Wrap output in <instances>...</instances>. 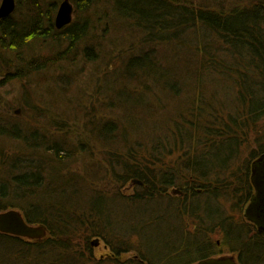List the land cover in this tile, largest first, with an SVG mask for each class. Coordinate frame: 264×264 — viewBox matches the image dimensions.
Instances as JSON below:
<instances>
[{
    "label": "trees",
    "instance_id": "obj_1",
    "mask_svg": "<svg viewBox=\"0 0 264 264\" xmlns=\"http://www.w3.org/2000/svg\"><path fill=\"white\" fill-rule=\"evenodd\" d=\"M57 1L15 0L14 13L0 19V62H13L18 79L72 63L77 55L85 62L109 57L101 76L110 90L103 91L114 95L109 105L118 115L96 118L93 133L108 148L115 185L106 188L105 178L101 187L95 177L77 176L56 163L50 170L41 152L63 164L70 160V145L45 141L38 121L0 123L1 137L30 149L23 150L27 157L0 154V211L17 209L27 224L46 230L41 239L0 232V264H192L221 254L220 246L236 251L238 264H264V237L245 239L243 233L241 238L231 217L218 211L210 212L211 225H205L196 207L202 177H215L206 189L217 190V197L226 196L237 170L244 183L249 177V168L238 161L247 131L264 120V0H71L81 19L59 30L53 24ZM114 19L120 29L112 33L125 24L140 27L136 35L149 37L153 47L136 51L131 43L125 51L119 42L110 49L107 27ZM169 44L184 52L166 58L162 50ZM45 45L62 52L43 57ZM229 81L228 90L236 92L226 104L227 89L221 86ZM179 97L186 105L182 109L175 107ZM256 150L264 153V142L248 154L255 157ZM175 153L174 163H167ZM134 181L131 194L119 190ZM173 186L181 194L175 201L167 192ZM113 200L133 213L111 207ZM162 200L176 219L175 241L157 249L144 239L159 219L148 207ZM187 214L196 217L195 230L184 223ZM201 228L207 235L222 230L221 245L201 236ZM100 240L110 252L94 258ZM128 253L133 255L122 257Z\"/></svg>",
    "mask_w": 264,
    "mask_h": 264
},
{
    "label": "rangeland",
    "instance_id": "obj_2",
    "mask_svg": "<svg viewBox=\"0 0 264 264\" xmlns=\"http://www.w3.org/2000/svg\"><path fill=\"white\" fill-rule=\"evenodd\" d=\"M60 1L61 0H58V3ZM58 6L59 4L56 5L55 14ZM74 9L75 12L72 13L71 23L75 22L77 19H81L79 12L76 11L75 5ZM12 13H14V11ZM55 14L53 17L55 29L59 30L70 24L68 23L60 28H57L55 25ZM118 21L119 19H114L112 20V23H108V41L106 44L107 46L109 44L110 49L113 47L112 44L115 43L117 45L119 42H122L125 46V51H128V47L131 43H133L132 45H134V49L136 51H145L153 47L151 42H147L150 39L149 37L142 38L144 41V43H142L141 37L136 35L138 34L137 30H139L140 27L138 28L135 26L133 27V25L125 24L123 25V29H121L122 31L120 33H112V30H115L116 28L120 29ZM187 36L190 39L192 38L191 34H188ZM35 45H40V43L37 41ZM118 48L122 51V46L119 45ZM172 49L176 50V52ZM57 51L62 52V47L60 48L59 46L58 48H55L45 45L43 52H40V54L43 57H57V55H60ZM180 52H184L181 46L170 44L165 46L162 50V54L168 59H173L176 54H179ZM93 57H95V54H93ZM223 57L227 58L224 54ZM77 58L78 59L72 63L56 64L52 70L35 73L18 79L14 78L15 68L12 64L13 62H8L6 65H2L3 62H0V123L6 122L9 124L14 121L27 122V120L31 123H35L38 121L36 126H40V129L45 132V141L52 144V141L59 139L60 142H66L67 145H70V150L68 151V154L71 156L70 160L64 162L63 164L57 163L54 157L49 153L41 152V157L43 159L42 162L45 163L50 170L51 166L56 163L58 168L62 170L67 169V171L72 170L77 176L95 177V182H98L101 187L105 186L102 180L106 178V188L108 186L112 188L115 185V177L111 173L108 162V148L105 147V144L99 143L94 136L96 132L93 133L96 128L94 122L96 118L105 121L112 116L118 115L117 108L115 109L109 105V103L113 100L112 97L114 95H110L108 91H103V87L105 90H110L108 85L109 82H106L107 79L101 76L106 64L105 61L108 60L109 57L104 59V61H101V59L97 57L95 61L89 62H85V59L83 60V58L79 55H77ZM124 59L125 63L128 56H125ZM114 63L117 64V61ZM49 79L52 82H49ZM95 84L96 86H94ZM230 84L231 82L229 81V83H223L221 86L223 89H227V93L222 95V99H224L226 104H229L230 99L235 97L236 91H232L233 89L230 91L228 90V86H230ZM182 99L183 97L175 99V107L178 109H182V107L186 106ZM39 109H41V116L37 115L35 116V119L31 120L30 116L37 114ZM126 109H130L129 105L126 106ZM247 132V139L244 140L245 143L243 150L241 151V157L239 158L241 160L238 161L240 166L242 165L241 162H243V165L249 168V177H245L247 178V183H244L238 178L242 176L239 170H237L235 174V177L237 178L229 179L230 181L227 182L228 190L224 194L226 196L217 197L215 195L217 190L213 191V189H206V186L209 183L207 182L208 179L215 177H202L200 184L196 186V188H199L196 207L199 212V217L200 219H203L205 225H211L207 219L210 212L211 215H213L214 211H218L222 214L223 218L225 215L229 218L231 217L230 221L233 223L232 226L241 230V232L238 231V233H242L241 238H243V233H245V239L251 238L254 230H252V227L248 224V222L244 221L242 214L247 204L248 196L245 199L244 197L241 199L239 197L242 196L244 190H251L253 192L250 183L248 184L252 175L250 168H252V161L255 160L260 153L256 150L254 152L255 157H252L248 154V152L251 148H257L259 142H264V139L260 137L264 135V120L255 122ZM19 144L23 145L18 140L0 136V154L3 152L7 157H13L14 155L27 157L28 154L24 155V151H30V149L24 145L18 146ZM181 152L186 151L182 150ZM172 156V158L168 159L167 163L173 164L177 158V153ZM240 166L238 169H240ZM135 183L136 182L128 184L127 182L123 185L124 187L119 190L124 191V194H131L135 189L134 186V188L131 186ZM190 184H192L193 187L195 186V184L191 182ZM217 184L220 188H218L219 193L223 194L222 185L220 183ZM178 187L179 186L169 187L167 190L168 194L172 195V201L176 200V195H181L177 190ZM173 190H176V192H172ZM109 192H111V189H109ZM109 204L113 208L118 207V209L122 210L123 213L126 212L127 216L128 212L133 213V209L127 208L124 203L118 204V202L113 200V202H110ZM165 204L166 202L162 200L155 202V205L151 203V206L148 207L152 213L157 212L159 214V219L148 227L146 231V234L148 235L144 239V242H152L156 245L157 249L159 246L160 249H164L168 244H174L172 239L174 240L173 234L175 232H173L172 228L175 227L173 225L176 224V219L173 215V211L168 209V206H165ZM142 209L144 210V208ZM196 222V217L193 215L187 214L184 219V223L188 224V227L192 230L197 228L194 226ZM200 234L205 237L207 235L206 231L202 228L200 229ZM238 235L240 236V234ZM207 239L220 246L224 239V233L219 228H215V230H212V232L207 235ZM219 248L221 254H215L210 257L231 255L236 258V254L231 252L230 249L221 246ZM109 252V248L106 247L104 242L101 240L98 245L94 246V258L102 256L105 257L109 254ZM132 255L133 253H128L122 257H129Z\"/></svg>",
    "mask_w": 264,
    "mask_h": 264
},
{
    "label": "water",
    "instance_id": "obj_3",
    "mask_svg": "<svg viewBox=\"0 0 264 264\" xmlns=\"http://www.w3.org/2000/svg\"><path fill=\"white\" fill-rule=\"evenodd\" d=\"M15 0L0 1V19L7 17L15 10ZM72 5L69 0H63L55 14V25L60 28L72 20ZM264 161V153L255 160L254 164H260ZM253 164V165H254ZM255 173L253 170L252 174ZM137 182V181H134ZM172 192H176L173 190ZM0 232L12 235L26 237L28 239H41L44 237L46 230L42 225L32 226L24 220L21 211L17 209H8L0 211ZM192 264H237L234 256L208 257L198 260Z\"/></svg>",
    "mask_w": 264,
    "mask_h": 264
},
{
    "label": "flooded vegetation",
    "instance_id": "obj_4",
    "mask_svg": "<svg viewBox=\"0 0 264 264\" xmlns=\"http://www.w3.org/2000/svg\"><path fill=\"white\" fill-rule=\"evenodd\" d=\"M252 168L255 170V174L251 175L249 183L253 192L250 190L247 194L248 201L243 213L248 219V224L254 230L253 234L258 237H264V161L257 165H253L252 162ZM233 253L236 254V259H238V253L236 251Z\"/></svg>",
    "mask_w": 264,
    "mask_h": 264
},
{
    "label": "bare ground",
    "instance_id": "obj_5",
    "mask_svg": "<svg viewBox=\"0 0 264 264\" xmlns=\"http://www.w3.org/2000/svg\"><path fill=\"white\" fill-rule=\"evenodd\" d=\"M63 0H61L59 3H58V1H57V4H60L61 2H62ZM69 2L71 3V5H72V9H73V12H75V9H74V5H73V3H72V1L71 0H69ZM91 18H92V16H91ZM210 37V36H209ZM263 154V153H262ZM262 154H260V155H262ZM259 157H257L256 159H258ZM255 159V158H254ZM255 159V160H256ZM253 160V159H252ZM255 160H253L252 162H253V164H254V162H255ZM261 163V162H260ZM253 168H252V172H253ZM255 174V173H254ZM243 214V217L248 221V219L246 218V215H244V213H242ZM222 256H231V255H222ZM216 257H219V256H216ZM235 260H236V263L238 264V262H237V260L238 259H236L235 258Z\"/></svg>",
    "mask_w": 264,
    "mask_h": 264
}]
</instances>
